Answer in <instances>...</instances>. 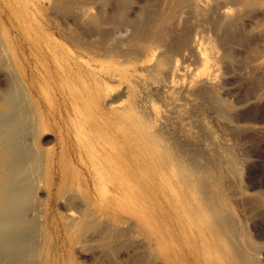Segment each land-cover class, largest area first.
I'll return each mask as SVG.
<instances>
[{
	"label": "bare ground",
	"instance_id": "6f19581e",
	"mask_svg": "<svg viewBox=\"0 0 264 264\" xmlns=\"http://www.w3.org/2000/svg\"><path fill=\"white\" fill-rule=\"evenodd\" d=\"M62 1L34 9L20 1L21 44L0 28V63L8 74L0 95V264H82L73 260V247L102 223L98 191L101 204L114 201L117 212L100 226L103 244L131 229L149 236L159 228L183 245L174 257L160 250L165 264H258V243L242 232L227 189L244 158L234 141L217 139L204 122L208 110L228 122L237 112L220 94V70L230 53L223 35H233L237 2L147 0L128 16L132 0H113L115 10L105 16L89 1ZM58 14L68 15L69 24ZM24 45L36 92L54 98L43 113L21 78ZM233 124L225 126L230 133L238 130ZM44 128L56 133L57 152L41 147ZM77 182L88 188L78 199L81 208L39 217L46 212L40 188L55 186L48 197L56 203L71 197ZM125 202L138 207L144 227L123 220Z\"/></svg>",
	"mask_w": 264,
	"mask_h": 264
},
{
	"label": "rangeland",
	"instance_id": "374dc122",
	"mask_svg": "<svg viewBox=\"0 0 264 264\" xmlns=\"http://www.w3.org/2000/svg\"><path fill=\"white\" fill-rule=\"evenodd\" d=\"M6 1L0 0V21H1L0 22V28L1 29L4 28L3 29L4 34L6 36H8V35L11 36V38L18 45V44H21L19 41V37L21 35L19 36V34H18L17 25L21 24V23L18 22L17 12H20V4H21L20 1L21 0H19V1L18 0H6ZM22 1H23L22 3H25L26 5H28V7L30 9H34L37 6H40L41 3H45L44 4L45 6L46 5L50 6V4H51L50 7H56V4H57V2H56L57 0H53L56 2V4L53 3L52 0H50V1L46 0V2H45V0H42V1L40 0L41 2L40 1H33V0H22ZM63 1L66 2L67 0L66 1L63 0ZM69 1L70 0H68L67 2H69ZM72 1L77 2L78 5L84 4V3L89 1L88 3L89 4L91 3V5L94 8H100L101 9V7H102L103 8L102 10L105 11V14H104L105 16H106V14H108L110 12L109 10H112L113 7L115 6V5H113V3H114L113 0L112 1L107 0L106 4H103L104 6H102V4L100 3V0H95V1H98L97 3L95 1L92 2L93 0L92 1L91 0H84L83 3H82V0H80L81 2L79 0H72ZM146 1L147 0H142V1L141 0H132V4H133V5H131L132 8H130V11L128 12L127 15L133 16L135 14V11H138L140 9V7H141L140 5L144 4ZM231 1L237 2V3L233 4V7L235 10V15L238 12L237 15L241 19L239 20V18H236L235 25H233V27L235 26L234 27L235 29L233 28V31H232L233 35L232 36L231 35L225 36V34L223 35V40H224L223 44H225V46H226V49H224V50L227 51V49H228V51H230V53L227 51L228 56L226 57V61H224L226 65L223 64V65H225V66H223L224 70L223 69L220 70V76L223 77V78L220 77L221 82L225 81L223 83L224 85L221 84V86H220V91H221L220 94L222 93L221 96L224 99H226L230 104L232 103L233 105L232 104L231 105L233 107V110L237 111V112H235L236 113L235 118H237L236 121L234 120L235 119L234 118L233 120L231 119L230 122H231V125L233 123H234L233 125H235L237 123L236 127L240 131L237 130L236 132L232 131L230 133L228 128H225V126L229 125V123H230V122H228L229 120H225L226 122L222 118H220L221 119L220 120L217 117V115L211 110H208L206 112V115H204V117L207 116L204 119V122L208 127H210V126H211V128L213 127L212 128L213 130L212 129L211 130L214 131L213 133L215 134V137L217 139H219V140L221 139V141H223V142H225V141L227 142L229 140L230 143L232 141H234V143H232V144L236 145L235 150L237 149L238 154L239 155L241 154L240 156L244 158L242 160V163H241V166H242V164L244 166L240 167V172L238 174L239 176L238 175L237 176H230L232 178L228 179L229 182L227 181L228 184L230 183L229 185L227 184L228 185L227 189L229 188V186H231L229 188L230 189L229 192H231V194H233V197H232L233 201L231 203V206L233 209H235L233 211L235 213L236 219L238 221L242 222L241 224L244 227L242 232L247 233V235L249 236V239L251 241L255 242V240H256L255 243H258L257 245L259 247V248L257 247L258 248V254L256 253L257 261L259 262L258 264H264V0H255L254 2H253V0H250L252 4H249V0H237V1L231 0ZM37 2H39V3H37ZM255 2H257L258 5H256L257 3L255 4ZM53 4H54V6H53ZM8 6L9 7L11 6L10 9ZM106 6H108V7H106ZM111 7H112V9H111ZM114 10L115 9H113L112 11H114ZM237 15H236V17H237ZM57 16H59V17H57L58 19L61 18L64 20V21L62 20L63 22L61 21V19L58 20L60 23L62 22L61 24H64V23L71 21V18L66 14L65 15L62 14L61 15L62 17L59 14ZM23 18L26 19L25 17H23ZM26 22H27V20H26ZM67 24H69V23H67ZM5 31H7V32H5ZM14 46H15V43H14ZM223 48H224V46H223ZM19 50L21 51L20 47H19ZM22 50H23V52L20 53L21 65H22L21 67H23L22 68L23 72L21 74V78L24 81V84L26 85L27 89H29L31 87L29 89V92H30L31 96L33 97V100L38 104L39 112L41 110L43 113L45 110H47L49 108V102L54 101L53 100L54 98L52 96L45 98L44 96H42V95L38 94V92H36L37 86L33 85L32 77H30V74H28L29 73V66H28L29 62L26 59V57L29 58V55H28L27 47L24 45ZM222 52H223V50L221 51V53ZM3 66L4 65L2 63H0V95L2 94L3 89L6 86L5 83L7 82V78H8V74H6V70H5L6 68H5V66L4 67ZM231 68L233 70H231ZM28 76H29V79H28ZM40 78H41V76H39V79ZM44 81L45 82L43 83L42 80H39L40 84H42L45 87L47 80L44 79ZM38 102H40V104ZM209 113H210V115H209ZM42 117H43V120H45V122H46L47 119L44 116H42ZM49 123L51 125L55 124V122L53 120L52 121L49 120ZM208 123H210V126ZM219 123H220L221 127L219 126ZM227 123H228V125H227ZM216 125L218 127H216ZM222 126H224V127H222ZM221 128L222 129L224 128L223 131L221 130ZM219 129L223 133H225V134H223V136L222 135L219 136V134H222V132L220 133ZM225 129H226V132H224ZM217 133H219V134H217ZM217 135H218V137H217ZM222 137L223 138L225 137V140ZM40 145L43 149H48L50 147L51 149H54L56 152L60 149V146L57 143L56 133L53 130H49L48 128L43 129V132L41 135ZM53 146H54V148H53ZM72 170H73L72 168H69L68 170H66V172L69 174L72 172ZM77 171L80 174V171L79 170H77ZM80 183L79 182L73 183L72 192L71 191L68 193L65 192L67 194H70L71 197L67 196L68 199H65V200L63 197H58L57 199H55L56 203H54V201L49 200V197H50L52 191H55V189H56L55 186L52 187L53 190L47 191V190H42V188H40L39 192L37 190V192H38L37 194L39 196V197L38 196L37 197L39 198V200H40V196H41V198L43 197L42 201L45 200L44 201L45 203H43V205H44V207H46L45 208V210H46L45 214H42L40 216L38 215V216L42 219H45L44 215H46L45 217H47V214L48 215L50 214L49 217L52 218V214L55 210L56 211L58 210V212H60V211H63L64 209L66 210L68 207H71L73 210H74L73 207H76V209L81 208L83 205H80L81 200H80V202H78V199H82L81 198L82 194L87 192L88 188L85 184H83V183L80 184ZM234 183H235V185H234ZM236 184L238 187L236 186ZM90 188H92V187H90ZM234 189H236V190H234ZM44 192H45V194H44ZM109 194L112 195L111 192H109ZM45 195L47 197H45ZM94 198H95L94 203L96 204L95 208L98 210L96 213L99 214V212H100L98 217H100L99 220L102 223H100L98 225L99 228H95L96 230L95 229L91 230V231L88 230L85 233L87 235V236L85 235L87 238L83 241V243L76 244V246L74 245L75 249L73 247L74 251L72 250L74 253V256H73L74 261H78V262L80 261L79 263H82V264H142L143 262H145L144 264H146V263L147 264L148 263L149 264H159V263L165 264L164 262H162L163 259H162V255L160 253L161 249L166 250V254L167 253L169 255L171 254L170 256L174 257L173 249H175V252H177V249H176L177 244L180 245V248H183V245L181 244V241L179 238H178L179 242L177 244L175 243L176 244L175 245L173 243V241L177 242V240L172 239L173 241H171V237L169 238L168 235L163 236L162 233L158 231L159 228H154L153 229L154 231H152L151 234H149V236H147V235L145 236V233L142 230H140L141 233L139 234L137 232V230H135L136 229L135 228L133 230L132 229L129 230V232H128L129 236H127L128 235L127 234L124 238L123 237H121V238L113 237V238H111L110 241H108L107 244H103V243L99 242L101 239L104 238V237H102L104 235L102 234L103 232L101 231L100 226L101 227L104 226L103 225L104 221L112 220L113 219L112 217L115 216V213H117V212H116V210L112 209V207L113 208L115 207L114 201H113V203L112 202L108 203L107 206H104L103 201H102L103 205L101 204L102 198L99 194V191L97 192L96 196H94ZM76 199H77V201H76ZM91 199H92V197H91ZM70 200H73V201L70 202ZM77 202H78V204H77ZM74 205H76V206H74ZM79 205H80V207H79ZM123 206H124L125 210H124V212L120 213V215L123 216V220L128 221L129 224H131V225L134 224L135 226L137 225V227H144V226H140V225H142V223L139 224L140 218H139L138 214L135 213L138 209L137 205H136L137 208H135V209L134 208L132 209L133 205L129 202L123 203ZM116 208L118 209V207H116ZM48 220H50V219H48ZM126 226L128 227V225H126ZM48 229H50V226L47 227V230ZM247 230H248V232H247ZM97 231L99 234H102V235H99L97 233ZM48 232L51 233L52 232L51 229H50V231L48 230ZM156 232H158V234ZM87 233L88 234L90 233V234L88 235ZM94 233H96V234H94ZM93 234L97 240L93 237ZM52 235L53 234L51 233V236ZM90 235H92V237ZM174 236H176V234ZM53 237H55L56 240L58 239L55 235H53ZM156 237L158 238V240L156 239ZM254 237H256V239ZM55 238H54V240H55ZM89 239H90V241H88ZM86 240H87L86 243L92 242V241L93 242L88 243V245L86 244V246H85ZM94 240H95V242H94ZM121 240H123V243ZM97 242L99 243V245H101L100 247L98 246ZM119 242H120V244H119ZM112 243H113V245H112ZM83 244H84V246H83ZM115 244H117V245H115ZM113 246H114V249H113ZM116 246H118V247H116ZM109 247H111V248H109ZM144 247H146V248H144ZM77 249H78V251H77ZM104 249H106V250H104ZM146 249H148V250H146ZM138 250H139V252H138ZM143 250H144V252H141ZM146 251H148V252H146ZM150 251H151V253H150ZM75 254H76V256H75ZM138 254H139V256H137ZM145 254H146V257H145ZM140 256H142V257H140ZM155 257L159 260H157ZM147 258H149L150 261ZM64 259L65 260L68 259V256L66 254H64ZM143 259H146V261L145 260L143 261ZM172 259H174V258H172ZM139 260H141V262ZM178 261L180 264H185V262L182 260H178ZM169 264H171V263L169 262Z\"/></svg>",
	"mask_w": 264,
	"mask_h": 264
}]
</instances>
